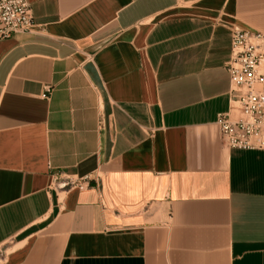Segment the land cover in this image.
Instances as JSON below:
<instances>
[{
	"label": "crops",
	"instance_id": "0c3cea01",
	"mask_svg": "<svg viewBox=\"0 0 264 264\" xmlns=\"http://www.w3.org/2000/svg\"><path fill=\"white\" fill-rule=\"evenodd\" d=\"M27 1L0 40V264H264V152L216 125L264 0Z\"/></svg>",
	"mask_w": 264,
	"mask_h": 264
},
{
	"label": "built area",
	"instance_id": "2783aa9c",
	"mask_svg": "<svg viewBox=\"0 0 264 264\" xmlns=\"http://www.w3.org/2000/svg\"><path fill=\"white\" fill-rule=\"evenodd\" d=\"M33 27L27 0H0V40L28 34ZM229 77V102L226 113L218 115L216 125L222 144L241 151L264 152V33L232 28L231 55L225 66ZM49 88L43 98H48ZM90 178L62 177L54 182L61 188L88 186Z\"/></svg>",
	"mask_w": 264,
	"mask_h": 264
}]
</instances>
